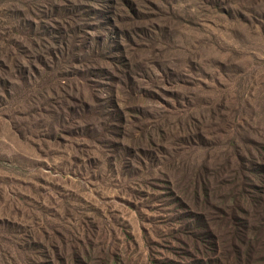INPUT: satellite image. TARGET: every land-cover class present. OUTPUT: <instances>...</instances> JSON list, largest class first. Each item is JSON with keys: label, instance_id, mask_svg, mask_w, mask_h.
Here are the masks:
<instances>
[{"label": "rangeland", "instance_id": "374dc122", "mask_svg": "<svg viewBox=\"0 0 264 264\" xmlns=\"http://www.w3.org/2000/svg\"><path fill=\"white\" fill-rule=\"evenodd\" d=\"M0 264H264V0H0Z\"/></svg>", "mask_w": 264, "mask_h": 264}]
</instances>
